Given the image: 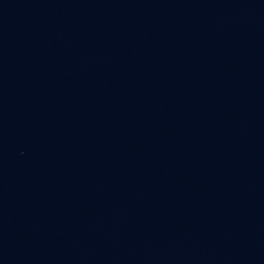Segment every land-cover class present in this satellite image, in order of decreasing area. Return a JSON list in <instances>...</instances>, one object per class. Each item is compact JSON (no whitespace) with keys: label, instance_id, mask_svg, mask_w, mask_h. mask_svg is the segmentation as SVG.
I'll return each instance as SVG.
<instances>
[{"label":"water","instance_id":"1","mask_svg":"<svg viewBox=\"0 0 264 264\" xmlns=\"http://www.w3.org/2000/svg\"><path fill=\"white\" fill-rule=\"evenodd\" d=\"M0 264H264V0H0Z\"/></svg>","mask_w":264,"mask_h":264}]
</instances>
